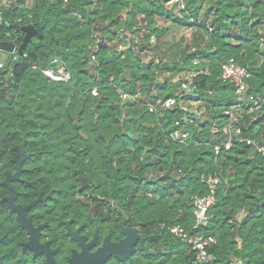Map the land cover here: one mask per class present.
Wrapping results in <instances>:
<instances>
[{"label": "trees", "instance_id": "16d2710c", "mask_svg": "<svg viewBox=\"0 0 264 264\" xmlns=\"http://www.w3.org/2000/svg\"><path fill=\"white\" fill-rule=\"evenodd\" d=\"M27 1L0 0V42L22 44L12 24L36 30L15 71V55L0 68V162L20 157L25 140L28 177L58 201L98 217L116 209L185 264L202 263L174 226L216 240L209 264H264V157L238 142L215 151L231 115L264 144V105L251 111L221 78L233 59L252 75L248 94L264 92V0ZM61 68L68 81L44 72ZM174 97L187 109L163 106ZM209 176L220 184L198 227L194 198Z\"/></svg>", "mask_w": 264, "mask_h": 264}, {"label": "flooded vegetation", "instance_id": "af4514ba", "mask_svg": "<svg viewBox=\"0 0 264 264\" xmlns=\"http://www.w3.org/2000/svg\"><path fill=\"white\" fill-rule=\"evenodd\" d=\"M23 156L0 162V264H185L116 209L98 217L58 201L38 175L28 177L31 154L18 167Z\"/></svg>", "mask_w": 264, "mask_h": 264}, {"label": "built area", "instance_id": "2783aa9c", "mask_svg": "<svg viewBox=\"0 0 264 264\" xmlns=\"http://www.w3.org/2000/svg\"><path fill=\"white\" fill-rule=\"evenodd\" d=\"M2 21V17L0 14V22ZM2 53L0 49V54ZM6 62L0 59V68L5 66ZM45 74L55 80L58 81H68L71 78L69 72H67L64 68L59 69L58 71L46 70ZM193 74L187 76L186 80L182 82L181 90L185 91L186 94L190 95L194 93L193 83ZM221 78L223 81L231 83L235 89L236 94L239 96V100L248 101L250 103V110H258L261 109L264 105V92L259 95L248 94L249 92V84L248 81L252 78L250 71H248L245 67L237 64L233 59L222 64L221 67ZM129 95L126 93L122 94V98L126 99ZM178 103L182 106L183 109H187L186 106L179 101V98H170L165 100L163 106L166 108H175ZM153 106H151V110H153ZM185 121L188 119L185 118ZM238 117L236 115H231V120L229 123L221 126L220 129L224 135L227 136V139L223 146L217 145L215 147V151L218 154L222 148L230 149L233 147L235 142L243 143L248 146H252L255 153L260 154L264 157V144L254 140L251 137H247L243 133V129L237 125ZM176 125H180V122H176ZM189 133L183 131H176L173 134L174 140L184 141L188 138ZM220 184V180L218 177L209 176L206 180V185L208 187V193L204 196H196L194 198V216L196 220V226L198 227H206L210 221L209 210L214 205L216 201L217 189ZM170 233L176 239L187 243L190 248L197 253V262L202 264H209L211 259L210 254L208 253V247L214 243L216 240L212 237H205L201 234L190 235L185 231L181 226H174L170 229Z\"/></svg>", "mask_w": 264, "mask_h": 264}, {"label": "water", "instance_id": "95a60500", "mask_svg": "<svg viewBox=\"0 0 264 264\" xmlns=\"http://www.w3.org/2000/svg\"><path fill=\"white\" fill-rule=\"evenodd\" d=\"M12 28L16 29L17 31L22 30L25 33L24 39L22 41L21 45H16L12 42H0V49L2 52L8 54V55H15L12 66H11V71L14 72L15 68L17 65L20 63L21 58L25 55V48L28 45V43L32 39L33 33L36 31L35 28L32 25L28 26H21L19 24H12ZM21 148L23 150V158L19 161L18 167L21 169V164L22 161L28 156L25 152V142L21 145Z\"/></svg>", "mask_w": 264, "mask_h": 264}, {"label": "rangeland", "instance_id": "374dc122", "mask_svg": "<svg viewBox=\"0 0 264 264\" xmlns=\"http://www.w3.org/2000/svg\"><path fill=\"white\" fill-rule=\"evenodd\" d=\"M31 3V2H30ZM187 37H190V35H191V33L189 32V33H187ZM8 54H6V53H4V52H2L1 54H0V59L1 60H4V61H6L7 60V58H8ZM195 104V103H194ZM192 104L193 106L192 107H196V105H198V104ZM186 248V245H182V249H185ZM174 249H177V248H174Z\"/></svg>", "mask_w": 264, "mask_h": 264}, {"label": "crops", "instance_id": "0c3cea01", "mask_svg": "<svg viewBox=\"0 0 264 264\" xmlns=\"http://www.w3.org/2000/svg\"><path fill=\"white\" fill-rule=\"evenodd\" d=\"M14 1H16V0H3V3H5V4H9L10 2H14ZM27 2H31V0H28Z\"/></svg>", "mask_w": 264, "mask_h": 264}]
</instances>
